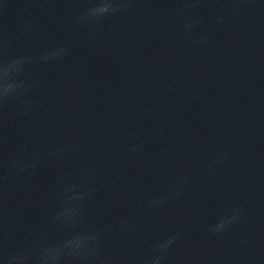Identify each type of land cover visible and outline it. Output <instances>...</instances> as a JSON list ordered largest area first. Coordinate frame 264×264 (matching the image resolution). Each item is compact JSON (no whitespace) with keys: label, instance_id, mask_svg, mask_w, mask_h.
<instances>
[{"label":"water","instance_id":"1","mask_svg":"<svg viewBox=\"0 0 264 264\" xmlns=\"http://www.w3.org/2000/svg\"><path fill=\"white\" fill-rule=\"evenodd\" d=\"M190 2L133 0L80 22L92 0H0V55L68 50L25 66L27 116L15 101L0 111V253L87 230L100 233L88 264H142L171 235L165 264H264V0ZM32 153L35 168L10 170ZM181 178L178 196L149 206ZM69 184L92 192L73 202L75 227L51 222ZM126 217L135 227L120 228Z\"/></svg>","mask_w":264,"mask_h":264},{"label":"clouds","instance_id":"2","mask_svg":"<svg viewBox=\"0 0 264 264\" xmlns=\"http://www.w3.org/2000/svg\"><path fill=\"white\" fill-rule=\"evenodd\" d=\"M133 0H92V6L86 12L77 17L80 22L83 21H99L106 15H115L122 9H127L131 6ZM198 0H191L188 6L196 7ZM222 18L218 17L216 23H221ZM192 23L185 25V29H191ZM7 47L6 43H0V52ZM67 48L60 47L47 51L39 57L32 55H24L19 57H5L0 55V111L3 110L7 102H17L21 109L22 114L27 116L34 105L26 99L27 94L32 88L37 86L35 80L20 79L25 71V66L32 63L34 60L39 59L42 62L47 61H60L67 55ZM75 65L73 69H75ZM78 145L75 143L61 145L51 152L42 154L43 157L48 159L59 158L65 153L74 152ZM139 146L131 149L137 150ZM41 154L32 153L30 156H19L9 162L11 171L24 173L30 169L35 168L36 164L40 161ZM9 180V174L0 173V188L3 187ZM183 178L179 179L176 183L175 190L166 196L157 197L148 202L149 206L157 207L162 206L166 199L178 196L180 194L181 184ZM78 185L69 184L63 188L57 195V201L62 207V211L52 218L53 223L62 221L70 226L75 227L79 222L77 217L80 216L82 211V204L73 202L83 201L85 197L91 196V190L87 192L76 191ZM239 210H237L238 212ZM238 219L237 214H233L227 219L219 221L214 227L209 229L210 232H219L230 226L235 220ZM130 217H126L121 221L120 228L126 229L135 227L129 224ZM113 229L105 228L103 231H112ZM176 235L168 236L167 238L157 242L153 248L149 258L144 260L142 264H165L166 253L177 241ZM100 233L89 232L83 230L77 234L64 239L63 241L54 244L39 245L31 249L21 248L16 252L0 253V259L4 264H59L63 257H73L81 262V264H88L96 253L100 250Z\"/></svg>","mask_w":264,"mask_h":264}]
</instances>
